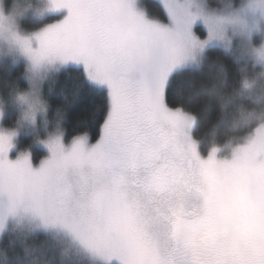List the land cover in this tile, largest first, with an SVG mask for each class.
Masks as SVG:
<instances>
[{
  "label": "snow or ice",
  "instance_id": "snow-or-ice-1",
  "mask_svg": "<svg viewBox=\"0 0 264 264\" xmlns=\"http://www.w3.org/2000/svg\"><path fill=\"white\" fill-rule=\"evenodd\" d=\"M161 2L171 27L146 20L133 0H51L68 15L35 34V50L23 40L24 54L82 62L89 79L107 85L109 108L95 144L78 136L65 150L59 137L50 140L37 170L26 155L10 162L9 136L0 135V226L24 205L120 264H264V216L223 211L216 184L221 172L242 176L248 194L264 200V141L231 162L199 158L185 117L164 98L174 69L202 46L193 23L207 19L190 0ZM193 166L207 178L203 206L176 207L170 193Z\"/></svg>",
  "mask_w": 264,
  "mask_h": 264
},
{
  "label": "trees",
  "instance_id": "trees-1",
  "mask_svg": "<svg viewBox=\"0 0 264 264\" xmlns=\"http://www.w3.org/2000/svg\"><path fill=\"white\" fill-rule=\"evenodd\" d=\"M212 9H223L238 6L241 0H230L227 5L222 0H204ZM4 7L9 9L12 0H3ZM149 16L166 20L161 4L156 0H144ZM50 19V18H49ZM47 19V20H49ZM46 20H40L27 14L19 19L22 30H35L43 26ZM200 30V29H199ZM203 66L199 71L184 68L173 73L169 79L170 86L165 92V102L170 108H182L191 112L196 120L193 135L199 143L203 155L213 147L222 146L227 140L228 116L235 110V105H229L222 114L219 100L216 96H208L199 89V83L206 80L209 64L218 60L223 65V90L232 91L239 88L241 78L249 70V76L261 70L260 65L254 66V61L239 58L234 51L213 46L204 51ZM26 64L22 60L14 61L8 57H0V98L4 104L5 118L3 123L14 126L19 113L11 103L15 92L24 91L28 87L25 79ZM178 81V82H177ZM181 81H190L194 90L183 94L178 89ZM177 82V83H176ZM43 99L47 103L45 119L46 130L40 133L53 132L57 128L64 132L67 140L74 136L87 134L91 140L100 135V125L109 108V98L104 89L92 85L84 71L77 67H65L50 74L42 86ZM246 106L252 107L247 96L241 98ZM215 126V127H213ZM252 127L240 129L236 135L244 136L252 132ZM36 138L32 134L20 135L16 152L32 148L37 157L44 155L42 149L32 144ZM236 145L235 142L233 146ZM28 249H31L30 251ZM0 264H89L74 248L60 236L34 231H26L23 227H8L0 239Z\"/></svg>",
  "mask_w": 264,
  "mask_h": 264
},
{
  "label": "clouds",
  "instance_id": "clouds-1",
  "mask_svg": "<svg viewBox=\"0 0 264 264\" xmlns=\"http://www.w3.org/2000/svg\"><path fill=\"white\" fill-rule=\"evenodd\" d=\"M52 7L51 0H48ZM194 0H190L191 5ZM224 4L230 3V0H222ZM32 7L30 0H12V5L7 14L3 10V3L0 0V41L7 45L6 50H0V54L6 51L9 54L19 52L28 60V66L25 69V79L29 82V89L19 91L16 94V102L23 108L21 119L32 124L35 123V118L38 113L46 115L47 103L41 96L39 89L35 87L34 81L37 79L43 80L49 69H54V66L59 63L55 59H43L33 61L24 54L22 49V41L27 39L18 31V18L22 17ZM245 10L259 12L261 18L264 19V0H241V7L234 9L228 16L216 15L215 10L212 13L204 14L207 23L208 36L202 42V46H197L191 50L189 57L182 63L191 68L192 71H199L203 66V57H194L193 50H203L208 41H218L226 50L231 47V37L226 35V27L230 26L233 29V35L239 36L243 42H247L245 47L241 45V54L251 56L256 64L260 65L261 70L255 72L251 76L244 72L240 86L232 91L223 90V65L220 61L214 60L209 64L208 75L206 80L199 83V89L208 96H216L219 100L221 113L223 114L229 105H235V110L228 116L227 140L220 147H213L211 155H215L223 148H227L232 153L231 162L238 150L247 146L253 141H264V39L258 47H253L250 44V35L255 28L259 30L258 24L249 28L243 13ZM36 14H41L40 9H34ZM211 36V38H209ZM194 85L190 81H181L177 92L183 94L194 90ZM247 96L251 101L252 107L246 106L241 102V98ZM186 119L185 129H190L194 124L196 117L191 112H185L182 108H177ZM252 132L244 136H238L236 133L242 128L252 127ZM215 127V126H213ZM185 133V131H184ZM191 140V138L185 133ZM192 141V140H191ZM236 144L233 147V144ZM241 143L243 146H241ZM198 155V154H197ZM217 196L221 202L222 210L235 214L241 217H258L264 216V200L252 198L247 191V185L242 176L235 177L218 173L216 176ZM208 189L206 176L194 166L185 175L181 185L170 193V200L176 207H182L188 203L200 202L201 206L205 201ZM17 217V227H25L30 231H49L54 230L59 226L66 229L57 222L50 221L41 215L29 210L26 206H19L14 214ZM4 224L0 226L2 230ZM29 251L31 249H28Z\"/></svg>",
  "mask_w": 264,
  "mask_h": 264
},
{
  "label": "rangeland",
  "instance_id": "rangeland-1",
  "mask_svg": "<svg viewBox=\"0 0 264 264\" xmlns=\"http://www.w3.org/2000/svg\"><path fill=\"white\" fill-rule=\"evenodd\" d=\"M143 1L144 0H133V10L139 14H142L144 16V18L146 20H148L149 22L155 21V22H159L161 24L167 25L168 27H171V23L169 21V18L167 16V13L165 11V8H164L161 0H156V1H158L161 4V6L164 10V13L166 15V20H159V19H156V18L149 16L148 13L146 12V6L144 5ZM30 2H31L32 7L24 15L31 14L32 16H34L37 19L46 20L43 23V26H41L40 28L35 29V30H22L19 26V23H18L19 19L22 17L18 18L17 23H18V31L20 32V34L22 36L26 37L30 41L31 47L35 50L39 46L38 41H36L34 38L35 34L42 32L43 30H45L46 28H48L52 25L61 23L67 17L68 10L66 8H59V9L52 8L51 5L49 4L48 0H30ZM178 2L182 4V3H184V0H178ZM2 3H3V0H2ZM240 7H241V4H239L238 6H234V7H232V6L225 7L223 9H212L206 5L204 0H194L192 7L190 8V11H192L193 13H196L197 10L199 9L200 11H202L203 14H207V13H212L213 10H215L214 14H216V15L228 16L232 13V11L234 9H238ZM10 8L6 9L4 7V3H3V10H4L5 14L8 13ZM34 9L42 10L41 14H36ZM243 17H244L247 25L249 26V28H253V25L258 24L259 30H256L255 28H253L251 35H250L251 46L258 47L261 44L262 39H264V19L261 18V14L259 12H252V11H248V10L244 11ZM47 19H49V20H47ZM192 32H193V35L200 41H204L207 39L208 31H207V27L204 24L202 19H197L193 23ZM226 35L231 37V41H232L231 47H230V49H228L229 51L230 50L234 51L239 56V58H241V59L246 58V59L253 60V58L251 56H246V55L241 54V45L243 44L246 47L247 42H243L239 36L233 35L232 27H230V26L226 27ZM213 46L224 48L218 41L211 40V41H208V43L205 45V47L202 51L198 50V49H194L192 55L196 58H200V57H202L205 50H207L208 48L213 47ZM6 49H7V45L3 41H0V50H6ZM0 57H8L14 61L22 60L26 64V67L28 66V63H29L27 58L23 55H20L19 52L9 54L6 51H4L3 54H0ZM71 66L81 68L84 71V74H85L87 80L92 85H94L98 88L104 89L108 95V98H109V89H108L106 84H100L98 82H95V81L89 79L87 72L85 70V66L82 62L77 63L75 61L69 60V61L64 62L63 64L57 63L54 66V69H58V70L49 69L47 71V73L45 74V78L43 80L37 79L36 81H34L35 87H37L39 89L40 96L42 99H43L42 86H43L45 79L50 74L55 73L59 70H62L65 67H71ZM184 68H190V67L181 64L176 69H174L172 74L175 73L176 71L184 69ZM247 74H249V70H247ZM28 89H29V82H28L27 89H25L24 91H26ZM16 94H17V92H15L13 94L14 96H13L12 101H11V103H13V105L15 106L14 108L19 113L18 120L16 121L15 124H13L14 126H7L3 123L6 120V119H4L5 118V109H4V104L2 103L1 98H0V135L9 136L10 147L8 149V152H7V159L10 162H15L17 159H20L26 155L28 157L29 163L31 164L32 168L34 170H37L40 167L41 162L49 159L51 156V153L47 147V142H49L50 140H53V139H56L57 137H59L61 145L65 148V150H69L71 148L73 140L78 136H86L87 137V146L88 147H91L93 144H95V142L99 138L98 137L95 140H91V138L87 134H81V135L74 136L71 139L67 140L65 138L64 132L59 128H57L53 132H50V131L45 132V134L43 136H41L40 133L43 132L44 130H46V127H47V121L45 119L46 115L38 113L36 115L34 124H32L28 121L22 120L21 119V113L23 111V108L16 102V98H15ZM164 103H165V106L169 110H172V111L177 110V108L168 107L166 102H165V99H164ZM194 124H195V122H194ZM194 124L192 125V127L190 129H185L184 131L191 138L192 142L194 143L195 150H196L199 158L201 160H206L209 157L212 150L209 153H207L206 155H203L201 153V151L199 149V143L193 135ZM23 134L35 135L36 138L33 140L34 143L32 145L35 148L42 149V151L44 152V155L37 157V154L32 150V148L26 149L23 152H16L17 141H18L20 135H23ZM235 146L236 145H234L233 147H235ZM241 146H243L242 143H241ZM218 147H220V146H218ZM215 159L217 161H222V160L223 161H230L232 159V153L229 149L223 148L221 151H218L216 153ZM0 206H2V207L7 206V198L6 197H0ZM3 224H4V227L2 230H0V239L3 235V233L8 229V227H12V228L17 227V217H14L12 215H8L4 218ZM23 228L26 229L27 232L30 231L27 229V226H25ZM34 232H42V233L50 234L52 236H55V235L60 236L61 238L65 239L74 248V250L78 254H80L86 260V262H88L89 264H120V261L115 259V258H113L111 260H104L103 258L97 256L96 254H94L93 252H91L87 248H85L81 244V242L70 231H68L67 229H62L59 226H57V228L54 230H49V231L39 230V231H34Z\"/></svg>",
  "mask_w": 264,
  "mask_h": 264
}]
</instances>
